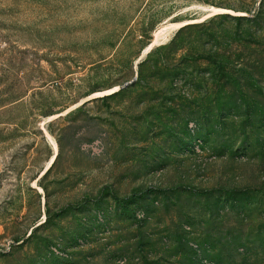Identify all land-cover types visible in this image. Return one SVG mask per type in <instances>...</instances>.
<instances>
[{
	"label": "rangeland",
	"instance_id": "obj_1",
	"mask_svg": "<svg viewBox=\"0 0 264 264\" xmlns=\"http://www.w3.org/2000/svg\"><path fill=\"white\" fill-rule=\"evenodd\" d=\"M0 264H264V0H0Z\"/></svg>",
	"mask_w": 264,
	"mask_h": 264
},
{
	"label": "bare ground",
	"instance_id": "obj_2",
	"mask_svg": "<svg viewBox=\"0 0 264 264\" xmlns=\"http://www.w3.org/2000/svg\"><path fill=\"white\" fill-rule=\"evenodd\" d=\"M206 11H207V14L204 16V17H208L210 15H213L215 13H231L229 10L227 9H222V8H218V7H206ZM201 20L200 19H192V20H187V21H182V22H179V23H168V25L166 26H163L162 28H159L157 30L154 31L153 33V37H154V40L146 47V51H148L149 49H151L157 41L159 40H162L165 38L166 34H168V30L170 31L171 29H177V28H180L182 27L183 25L187 24V23H193V22H200ZM117 90V89H115ZM101 92L99 91H96V92H93V93H90L89 95H87L85 97L84 100L86 99H89V98H92V97H96V96H100L102 94H100ZM105 94V93H104ZM83 100V99H82ZM81 102V101H80ZM73 107V106H72ZM71 107V108H72ZM67 112V111H66ZM64 112V113H66ZM62 113H58V114H53L51 116L48 117V120H51L55 117H57L58 115H60ZM58 153V148L57 146L55 145V152L54 154L52 155V157L50 158V160L48 161L47 165H46V169H48V167L51 165V163L54 161L56 155ZM45 169V170H46ZM44 170V171H45ZM44 173V172H43ZM34 186V184H33ZM38 188V187H36Z\"/></svg>",
	"mask_w": 264,
	"mask_h": 264
},
{
	"label": "trees",
	"instance_id": "obj_3",
	"mask_svg": "<svg viewBox=\"0 0 264 264\" xmlns=\"http://www.w3.org/2000/svg\"><path fill=\"white\" fill-rule=\"evenodd\" d=\"M52 114H53V113L49 112V113H47L46 115L50 116V115H52ZM56 158H57V155H56V157H55L53 163L51 164L50 168L52 167V165H53L54 162L56 161ZM188 188H189V189H193V188H191V187H188ZM112 198H113L116 202H122V201H123L122 198H119V197H117V196L114 195V194L112 195Z\"/></svg>",
	"mask_w": 264,
	"mask_h": 264
}]
</instances>
